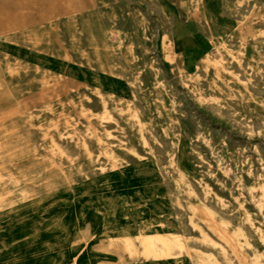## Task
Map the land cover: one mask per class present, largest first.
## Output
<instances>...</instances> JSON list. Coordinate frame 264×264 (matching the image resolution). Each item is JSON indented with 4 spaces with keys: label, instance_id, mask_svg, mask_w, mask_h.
Here are the masks:
<instances>
[{
    "label": "rangeland",
    "instance_id": "374dc122",
    "mask_svg": "<svg viewBox=\"0 0 264 264\" xmlns=\"http://www.w3.org/2000/svg\"><path fill=\"white\" fill-rule=\"evenodd\" d=\"M212 1L214 33L195 0H85L0 37V257L264 264V0Z\"/></svg>",
    "mask_w": 264,
    "mask_h": 264
},
{
    "label": "bare ground",
    "instance_id": "6f19581e",
    "mask_svg": "<svg viewBox=\"0 0 264 264\" xmlns=\"http://www.w3.org/2000/svg\"><path fill=\"white\" fill-rule=\"evenodd\" d=\"M2 1V0H0ZM172 1V0H171ZM85 0H21L18 1V15H14L9 11L0 9V34L13 30L18 27V31L21 34L26 35L27 33H32L35 31L33 25L37 22H48L52 23L53 21L59 19L61 15H72L77 12H80L84 7ZM199 10L206 11V24L211 28V30L216 32L217 26L221 25L220 16L223 14L219 7L212 0H195ZM176 3V2H175ZM153 9V8H152ZM157 9V8H156ZM178 9V8H177ZM160 10V9H159ZM32 11L38 15L39 13H46L47 17L44 19H39L37 21H32L34 16H32ZM144 13V12H143ZM196 13V12H195ZM194 15V14H193ZM170 16V15H169ZM181 17V16H180ZM196 17V16H195ZM124 19V17H123ZM126 19V18H125ZM194 21V20H193ZM182 22V21H181ZM119 23V22H118ZM115 25V24H114ZM127 25V24H126ZM35 26V25H34ZM116 26V25H115ZM120 26V25H119ZM129 29V28H128ZM169 30V29H168ZM113 31V30H112ZM190 29L188 25L183 24L178 28V35L185 36ZM114 32V31H113ZM167 33V32H166ZM169 34V33H168ZM156 35V33H155ZM116 36V35H115ZM157 37V36H156ZM191 38V37H190ZM117 39V38H116ZM154 40V39H153ZM110 41V40H109ZM115 41V40H114ZM206 41V40H205ZM112 42V41H111ZM194 43V42H193ZM195 44V43H194ZM237 44V43H236ZM174 47V46H173ZM180 47V46H179ZM178 47V48H179ZM153 48V47H152ZM208 48V47H207ZM196 49V48H195ZM174 50V49H173ZM186 50V49H185ZM178 51V50H176ZM187 54V53H184ZM195 54V53H194ZM190 55V54H189ZM139 56V55H138ZM191 56V55H190ZM184 57V56H183ZM188 59V58H187ZM206 61H212L210 54L204 55ZM142 60V59H141ZM215 60L223 61L224 53L217 49L215 52ZM148 61V60H147ZM134 62V61H133ZM143 62V61H142ZM141 62V63H142ZM139 63V62H138ZM140 63V64H141ZM156 64V63H154ZM194 64V63H193ZM157 65V64H156ZM261 65V64H260ZM228 66V65H227ZM143 67V65H142ZM193 67V66H192ZM229 68V67H228ZM264 68V67H263ZM190 70V69H189ZM162 73V72H161ZM189 73V71H188ZM128 75V74H127ZM140 76V75H139ZM142 76V75H141ZM163 76V75H162ZM166 79V77H165ZM170 81V80H169ZM172 83V82H171ZM166 84V83H165ZM173 84V83H172ZM71 85V84H69ZM75 85V84H74ZM207 85V83H206ZM170 87V86H169ZM71 88V87H70ZM261 94V93H260ZM175 95V94H174ZM262 95V94H261ZM263 96V95H262ZM37 105V104H36ZM180 106V105H179ZM142 111V110H141ZM173 115V114H172ZM183 116V115H182ZM177 117V116H176ZM179 118V117H178ZM239 119V118H238ZM250 121V120H249ZM233 123V122H232ZM250 123V122H249ZM153 124V122H152ZM254 124V123H253ZM235 125V124H233ZM207 126V125H206ZM260 127V126H259ZM255 128V127H254ZM177 131V130H176ZM210 132V131H209ZM196 133V132H195ZM235 133V132H234ZM237 136V134H236ZM228 138V137H227ZM214 139V138H213ZM232 140V139H231ZM242 140V139H241ZM163 141V140H162ZM235 142V141H234ZM229 143V142H228ZM240 143V142H239ZM243 143V142H242ZM261 143V142H260ZM152 144V143H151ZM225 144V143H224ZM237 144V143H235ZM258 144V143H257ZM136 145V144H135ZM163 145V144H162ZM242 145V144H241ZM246 145V144H245ZM165 146V145H164ZM229 146V145H228ZM240 146V145H239ZM158 147V146H157ZM250 147V146H249ZM261 147V146H260ZM168 148V147H167ZM231 149V148H230ZM247 149V148H246ZM261 149V148H260ZM169 150V149H168ZM246 151V150H245ZM248 152V151H247ZM261 152V151H260ZM164 154V152H163ZM244 154V153H243ZM254 154V153H253ZM262 154V152H261ZM165 156V155H164ZM263 156V155H262ZM215 158V157H214ZM199 162V161H198ZM211 162V161H210ZM209 162V163H210ZM253 162V161H252ZM208 164V163H207ZM159 167V166H158ZM201 167V166H200ZM230 167V166H229ZM263 168V167H262ZM233 169V168H232ZM254 169V168H253ZM251 170V169H250ZM221 171V170H220ZM256 171V169L254 170ZM241 172V171H240ZM242 173V172H241ZM241 175V174H240ZM255 175V173H254ZM242 177V176H241ZM168 181V180H165ZM193 182V181H192ZM229 182V181H228ZM236 182V181H235ZM168 183V182H167ZM166 183V184H167ZM228 184V183H227ZM234 184V183H233ZM213 185V184H212ZM195 189V187H194ZM199 189V188H198ZM196 190V189H195ZM219 191V190H218ZM244 192V191H242ZM201 193V192H200ZM202 194V193H201ZM248 197V196H247ZM246 198V197H245ZM207 203H209L207 201ZM253 211V210H252ZM229 212V211H228ZM254 215V214H253ZM259 217V216H258ZM93 230L96 232L99 230L97 221H93L92 225ZM212 237V236H211ZM217 241V240H216ZM147 249L148 252L156 249L157 244H161L163 247L170 249L173 245L181 244V237L176 235L174 239L169 240L164 236L159 234H151L147 237ZM259 243V242H257ZM260 246V244H259ZM154 260V259H153ZM152 260V261H153ZM147 261V260H146ZM0 264H43L40 261H33L29 263H12L11 259L6 257H0ZM148 264V263H147Z\"/></svg>",
    "mask_w": 264,
    "mask_h": 264
},
{
    "label": "crops",
    "instance_id": "0c3cea01",
    "mask_svg": "<svg viewBox=\"0 0 264 264\" xmlns=\"http://www.w3.org/2000/svg\"><path fill=\"white\" fill-rule=\"evenodd\" d=\"M0 6L4 7L3 10L9 11L16 16L18 15V0L0 1ZM0 37L9 38L4 43H6V45H11V46L13 45L14 47H16V50L14 51H18V27L13 30L0 34ZM14 38H16L17 40L16 39L14 40ZM12 51L13 50L11 51L9 50V52Z\"/></svg>",
    "mask_w": 264,
    "mask_h": 264
}]
</instances>
